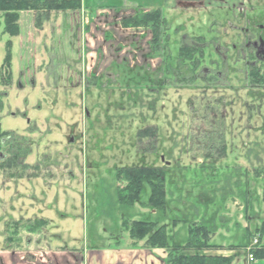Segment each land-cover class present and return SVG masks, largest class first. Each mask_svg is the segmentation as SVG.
<instances>
[{"label": "rangeland", "instance_id": "obj_1", "mask_svg": "<svg viewBox=\"0 0 264 264\" xmlns=\"http://www.w3.org/2000/svg\"><path fill=\"white\" fill-rule=\"evenodd\" d=\"M154 1L159 6L162 0H82L79 9L53 11L43 20L36 11H22L14 37L4 33L0 14V123L22 137L19 143H30L20 166L0 168V264H72L62 255L65 248L128 240L134 220L165 219L168 232L181 240L187 229L182 222L173 226L175 218L205 219L215 233L220 229L210 241L247 243V255L264 244L255 229L264 220V177L255 174L264 169V86L250 82L247 67L229 62L224 86L209 88L192 81V66L189 71L179 63L180 48L195 37L208 43L218 35L222 47L238 43L227 23L245 26L243 17L254 15L264 22V0H228L232 5L222 9L164 0L168 6L147 10ZM156 10L167 19L165 37L154 39L150 26H122L126 18ZM8 41L12 81L6 85ZM203 67L208 60L196 74ZM220 97L226 109L217 107ZM247 102L261 105L251 120ZM146 127L156 130L155 138L139 135ZM223 144L224 156H217ZM132 166L166 167L170 203L164 216L148 206V187L131 207L117 200L116 188L125 182L117 180L116 169ZM214 179L224 191L208 183ZM245 189L250 206L242 199ZM247 229L255 234L250 241Z\"/></svg>", "mask_w": 264, "mask_h": 264}, {"label": "trees", "instance_id": "obj_2", "mask_svg": "<svg viewBox=\"0 0 264 264\" xmlns=\"http://www.w3.org/2000/svg\"><path fill=\"white\" fill-rule=\"evenodd\" d=\"M81 5L82 0H0V14H2L5 25L4 33L10 35L11 37L17 36L19 34L18 21L20 12L22 11H36L40 15L39 20H43L48 19L49 15L53 11L67 12L69 10H77L81 7ZM143 25L151 27L154 39L166 36L167 19L164 15H162L160 10L152 11L144 15L126 18L122 22L123 27H139ZM154 46L157 47L159 45L155 43ZM6 47L7 54L4 62L5 70L2 72V81L6 82L7 85L12 81V73L10 71L12 42L8 41ZM199 61V55L190 49V46L184 45L180 48L179 63H183L189 71L190 67H193L191 68V71L194 72V76L191 78L192 81H195L197 78L195 70H197L199 66ZM181 74V70H178V79L182 78V76H180ZM250 82L257 84L256 86H264V75H252L250 76ZM256 106L261 105H256L252 102H247L245 104V108L251 113L249 115V119L252 118L253 112L255 113V111H257ZM215 110H217L216 107L213 108L214 112ZM139 133V135L147 136L148 138L156 137V130L153 127H146L145 129L140 130ZM21 138V136L17 137L15 132L3 131L0 123V152L5 156V159L0 161L1 169L12 170L17 166H20L23 160L29 155L30 143H26V140L19 143L18 139ZM261 139L264 142V132ZM225 149L226 145L223 144L221 149L218 150L219 152L217 156H224ZM22 166L25 168L24 165ZM200 167L205 168V165H200ZM165 168L166 167L163 166H132L117 168V180L120 182H125L124 186H119L116 188V195L119 203L124 207H131V205L140 200L142 191L148 187L147 189L150 190L148 206H150L155 213L161 211L164 216L167 212L168 204L170 203L168 200V195L170 193L166 188L168 173L166 172ZM216 169L218 168H214V170ZM219 173L220 172L216 170V174ZM241 174L246 177L247 173L244 172ZM255 174H258V176L262 175V177H264V169H257ZM237 178V185L242 184L240 177L238 176ZM230 179L231 177L226 179L227 182H229ZM208 183H210L212 186L215 185L214 189H216L217 192V189L220 188L219 184L221 183V180L214 179ZM220 190L224 191L222 187ZM241 194L243 197L241 198L244 199L245 205L250 206V201L248 198H250L251 191L249 189H245L241 192ZM262 200L264 202V189ZM246 206H244L245 211ZM204 220L205 219H202L200 222H189L187 219L175 218L173 220V226L179 222H182L187 229V236L181 240L177 239V235L175 236L174 234L172 235L168 232L165 219L161 222L156 220H134L132 225L129 227L128 232L130 237L133 239H146V243L149 247L168 249V257L165 260L166 264H231L234 260L233 255L223 256L204 253V250L206 249L218 247V245H214L210 242V236L215 233L216 229L213 226L211 227L210 223ZM36 221L37 224L41 223V225L42 223L47 222L45 219H38ZM16 232L17 231H14V234L17 235ZM256 233L259 235L258 238L260 241H262L264 238V220L262 221L260 227L256 229ZM245 236L250 241L252 237L255 236V234H252V232L247 229ZM8 240L14 241L16 239L13 240L12 237H9ZM246 244L247 243L237 244L236 247L243 248L246 246ZM252 253L255 259L264 261V244L254 249Z\"/></svg>", "mask_w": 264, "mask_h": 264}, {"label": "flooded vegetation", "instance_id": "obj_3", "mask_svg": "<svg viewBox=\"0 0 264 264\" xmlns=\"http://www.w3.org/2000/svg\"><path fill=\"white\" fill-rule=\"evenodd\" d=\"M190 1L192 2L194 0H190ZM198 1L200 5H203L201 7H204L205 9H209V8L222 9V8H228L229 6L232 5L229 4L228 0H211V2L210 1L206 2V0L204 1L198 0ZM195 2L196 0L190 4H194ZM236 7L240 8L239 6ZM239 10L240 12L244 11L242 7ZM253 10L250 11L253 12ZM241 18L242 16L240 15L239 20ZM243 18L246 20L245 26H240L241 25L240 23H237V25L236 23L233 24H229L230 22L227 23V27L234 29L235 31L238 32L239 35L237 41L238 43H232L231 47L227 46L228 44L222 47L220 45L221 41L220 40L216 41L217 37H220L218 35H216L214 39L212 38L209 39L212 40V42L208 40L209 44L205 42L206 39L204 36H198L195 38L193 37L194 39L192 43H190V45H187L190 46V49H192L199 55V60L201 59L199 61L200 63L203 62V59H205V61L208 60L209 62L208 69L206 67H203L200 70V72H198L196 76L197 77L196 80H201L208 83L210 85L209 88L214 89L224 86L225 84L224 81H226V77H227V70H225V68H228L226 65L229 62H233L234 64H241L244 67H247L248 78L256 74L264 75V71H263L264 70V22L260 20L259 17H255V15L254 18H248V17L247 18L243 17ZM208 45L210 46L208 47ZM205 47L213 49V50L210 49L209 55H205ZM222 48L224 49V51L222 50ZM202 73H204L203 76ZM215 103L221 109L222 108L226 109L228 107V104L221 97L217 99ZM211 114L214 116V111H212ZM220 119L225 120V114L224 115L221 114ZM4 159H5L4 154L0 152V161Z\"/></svg>", "mask_w": 264, "mask_h": 264}, {"label": "crops", "instance_id": "obj_4", "mask_svg": "<svg viewBox=\"0 0 264 264\" xmlns=\"http://www.w3.org/2000/svg\"><path fill=\"white\" fill-rule=\"evenodd\" d=\"M156 6L157 4L155 1L150 2V5L147 6L146 9L152 10L156 9L157 7L164 8L168 6L167 1H165L164 3V0H162L160 1V5L157 7ZM250 221L251 220H249V222ZM262 221L263 218H260L258 222L262 223ZM247 227H249V224L242 222V228L246 229ZM257 228L258 226H255V229ZM218 231L216 233L220 235V231ZM225 238L222 237L223 242L220 243H216L212 239V241L210 242L214 245H218V247L213 249H206L204 250V253L223 256L233 255L234 260L231 264H264V261L262 260L256 259L255 261H250L248 255L243 251L242 248H237L235 243L228 244ZM66 250L69 251L68 254L65 253ZM65 251L62 253V255L64 254V257H72L74 259V263L72 264H166V254L164 256L163 252H167L165 248H153L147 245L143 246L141 244L134 243L131 238L125 241L119 240L114 244H109L106 247H87L81 250H70L68 248H65ZM243 253L245 255H243ZM57 256H59V254H57ZM61 258H63V256H61ZM57 261L58 260H56V264H60ZM66 261L67 262L65 264H70L68 260Z\"/></svg>", "mask_w": 264, "mask_h": 264}, {"label": "built area", "instance_id": "obj_5", "mask_svg": "<svg viewBox=\"0 0 264 264\" xmlns=\"http://www.w3.org/2000/svg\"><path fill=\"white\" fill-rule=\"evenodd\" d=\"M255 242L257 243V239L255 240ZM249 251H251V249H249ZM249 258H250V260H251V261H253V260H254V256H253V254H252V253H250V255H249Z\"/></svg>", "mask_w": 264, "mask_h": 264}, {"label": "water", "instance_id": "obj_6", "mask_svg": "<svg viewBox=\"0 0 264 264\" xmlns=\"http://www.w3.org/2000/svg\"><path fill=\"white\" fill-rule=\"evenodd\" d=\"M162 160H164V157H162Z\"/></svg>", "mask_w": 264, "mask_h": 264}]
</instances>
